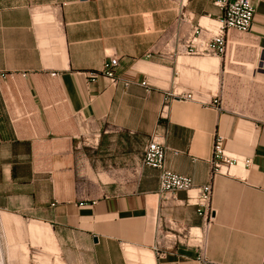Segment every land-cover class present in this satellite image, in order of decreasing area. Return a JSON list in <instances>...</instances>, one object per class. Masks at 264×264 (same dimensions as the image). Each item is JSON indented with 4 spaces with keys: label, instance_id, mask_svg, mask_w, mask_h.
Returning a JSON list of instances; mask_svg holds the SVG:
<instances>
[{
    "label": "crops",
    "instance_id": "0c3cea01",
    "mask_svg": "<svg viewBox=\"0 0 264 264\" xmlns=\"http://www.w3.org/2000/svg\"><path fill=\"white\" fill-rule=\"evenodd\" d=\"M220 16L215 0H0V213L32 221L54 251L25 264H264V0L222 56L165 45ZM111 56L116 85L101 72ZM156 135L166 167L195 185L211 182L219 135L232 162L213 180L203 243L165 258L157 219L203 218L162 203L160 171L142 160Z\"/></svg>",
    "mask_w": 264,
    "mask_h": 264
},
{
    "label": "built area",
    "instance_id": "2783aa9c",
    "mask_svg": "<svg viewBox=\"0 0 264 264\" xmlns=\"http://www.w3.org/2000/svg\"><path fill=\"white\" fill-rule=\"evenodd\" d=\"M258 1L215 0V4L221 9V16L216 24H211L213 28L200 23L192 25L184 36L178 31L175 32L165 45L171 49L172 57L179 54L196 57L222 56L227 51V35L230 30L240 33L250 32ZM182 17L184 19L185 15ZM258 60V68L264 70V49L260 51ZM119 65V57L111 56L105 60L101 70L113 85L119 81L117 73ZM97 76L98 73H91L92 79ZM142 83L147 85V81ZM193 95V92L183 93L174 90L170 96L190 100L193 99ZM167 150L168 147L160 137L153 136L144 147L143 164L160 171L159 196L162 203L172 202L196 207L198 215L203 218V225L202 228L183 226L175 220L159 217L156 221L154 243V250L159 258H165L169 253L176 252L180 246L193 248L203 243L214 220L213 180L232 164L224 151L223 138L219 135L213 148L211 182L195 185L191 177L175 173L166 167ZM181 191L186 193L183 199L177 196Z\"/></svg>",
    "mask_w": 264,
    "mask_h": 264
},
{
    "label": "rangeland",
    "instance_id": "374dc122",
    "mask_svg": "<svg viewBox=\"0 0 264 264\" xmlns=\"http://www.w3.org/2000/svg\"><path fill=\"white\" fill-rule=\"evenodd\" d=\"M210 60L211 58H191L192 60ZM184 62L182 58L179 66ZM212 79V78H211ZM3 214L0 213V264H25L27 259H38L41 254L37 253L40 249L54 252L51 248L52 241L50 239L39 238L29 232L28 226L32 221L27 218L15 215H7L8 224L2 221Z\"/></svg>",
    "mask_w": 264,
    "mask_h": 264
},
{
    "label": "bare ground",
    "instance_id": "6f19581e",
    "mask_svg": "<svg viewBox=\"0 0 264 264\" xmlns=\"http://www.w3.org/2000/svg\"><path fill=\"white\" fill-rule=\"evenodd\" d=\"M211 58V57H210ZM212 58H216V57H212ZM2 264H4V262H2Z\"/></svg>",
    "mask_w": 264,
    "mask_h": 264
}]
</instances>
